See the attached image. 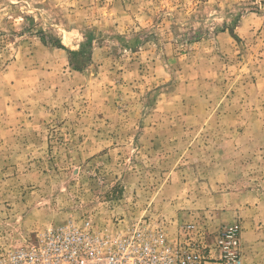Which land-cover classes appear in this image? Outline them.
Listing matches in <instances>:
<instances>
[{
  "label": "rangeland",
  "instance_id": "1",
  "mask_svg": "<svg viewBox=\"0 0 264 264\" xmlns=\"http://www.w3.org/2000/svg\"><path fill=\"white\" fill-rule=\"evenodd\" d=\"M87 216L264 264V0H0V251Z\"/></svg>",
  "mask_w": 264,
  "mask_h": 264
},
{
  "label": "built area",
  "instance_id": "2",
  "mask_svg": "<svg viewBox=\"0 0 264 264\" xmlns=\"http://www.w3.org/2000/svg\"><path fill=\"white\" fill-rule=\"evenodd\" d=\"M116 221L87 216L48 228L34 242L1 250L0 264H244L239 222L220 228L208 244L196 221L181 224L173 242L164 220Z\"/></svg>",
  "mask_w": 264,
  "mask_h": 264
},
{
  "label": "trees",
  "instance_id": "3",
  "mask_svg": "<svg viewBox=\"0 0 264 264\" xmlns=\"http://www.w3.org/2000/svg\"><path fill=\"white\" fill-rule=\"evenodd\" d=\"M40 36L44 43H48V41L44 39V36ZM50 44L57 48L67 50L70 65L76 70H83L92 62V36H87L85 41L77 49L69 48L58 38L52 39Z\"/></svg>",
  "mask_w": 264,
  "mask_h": 264
},
{
  "label": "crops",
  "instance_id": "4",
  "mask_svg": "<svg viewBox=\"0 0 264 264\" xmlns=\"http://www.w3.org/2000/svg\"><path fill=\"white\" fill-rule=\"evenodd\" d=\"M207 264H217V263H215V262H209V263H207Z\"/></svg>",
  "mask_w": 264,
  "mask_h": 264
}]
</instances>
